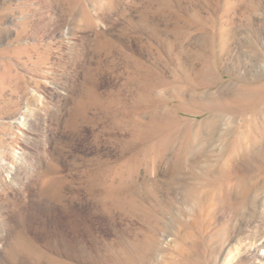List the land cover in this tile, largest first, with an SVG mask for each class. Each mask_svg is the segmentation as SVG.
<instances>
[{"label":"rangeland","instance_id":"obj_1","mask_svg":"<svg viewBox=\"0 0 264 264\" xmlns=\"http://www.w3.org/2000/svg\"><path fill=\"white\" fill-rule=\"evenodd\" d=\"M0 264H264V0H0Z\"/></svg>","mask_w":264,"mask_h":264},{"label":"bare ground","instance_id":"obj_2","mask_svg":"<svg viewBox=\"0 0 264 264\" xmlns=\"http://www.w3.org/2000/svg\"><path fill=\"white\" fill-rule=\"evenodd\" d=\"M78 12L77 13H75L76 14V16H78L80 19H84V20H86V21H90V14H89V12H88V10L86 9V8H83L81 5H79V7H78ZM21 117H18L17 119H16V121L17 120H19V121H22V120H24L28 115H29V110L28 109H23L22 111H21ZM19 125V124H18ZM18 159H20L21 157L20 156H18L17 157ZM11 170H12V168H10V170H9V173H11ZM238 171V170H237ZM239 172V171H238ZM54 179H51V181H53ZM54 197H55V195H54ZM68 211H69V209H67Z\"/></svg>","mask_w":264,"mask_h":264}]
</instances>
